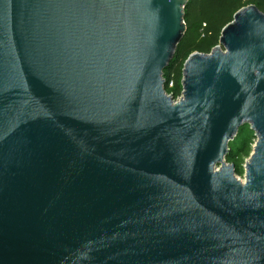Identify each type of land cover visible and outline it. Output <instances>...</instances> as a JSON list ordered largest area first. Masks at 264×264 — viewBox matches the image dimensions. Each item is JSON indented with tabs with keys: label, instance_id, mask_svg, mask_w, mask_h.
Listing matches in <instances>:
<instances>
[{
	"label": "water",
	"instance_id": "1",
	"mask_svg": "<svg viewBox=\"0 0 264 264\" xmlns=\"http://www.w3.org/2000/svg\"><path fill=\"white\" fill-rule=\"evenodd\" d=\"M188 2L0 0V264H264V14L174 101Z\"/></svg>",
	"mask_w": 264,
	"mask_h": 264
},
{
	"label": "trees",
	"instance_id": "2",
	"mask_svg": "<svg viewBox=\"0 0 264 264\" xmlns=\"http://www.w3.org/2000/svg\"><path fill=\"white\" fill-rule=\"evenodd\" d=\"M248 6H255L264 14V2L260 0H189L184 17L185 36L177 48L172 69L164 72L167 82L174 84L171 93L175 98L182 94V70L188 57L195 52L211 53L219 45L223 28L239 10ZM254 138L248 127L242 129L229 145L227 163L242 168L244 157L250 156Z\"/></svg>",
	"mask_w": 264,
	"mask_h": 264
},
{
	"label": "rangeland",
	"instance_id": "3",
	"mask_svg": "<svg viewBox=\"0 0 264 264\" xmlns=\"http://www.w3.org/2000/svg\"><path fill=\"white\" fill-rule=\"evenodd\" d=\"M248 132V131H247ZM244 133H245V131H244ZM254 139H256V138H254ZM253 144H254V141L252 142ZM253 147H251V153L253 152V149H252ZM251 153H250V155H251ZM250 157V156H249ZM249 157H244V159H243V161H242V168H238V167H236L235 168V175H236V177L237 178H239L241 181L242 180H244L245 181V177H244V174H245V165H246V163L248 162V160H249ZM230 164V163H229Z\"/></svg>",
	"mask_w": 264,
	"mask_h": 264
},
{
	"label": "built area",
	"instance_id": "4",
	"mask_svg": "<svg viewBox=\"0 0 264 264\" xmlns=\"http://www.w3.org/2000/svg\"><path fill=\"white\" fill-rule=\"evenodd\" d=\"M173 86H174V84H173L172 81L168 82L167 87H166V93H167V95L171 96V97L173 98L174 101H178V100L180 99L181 96L175 98V97L172 95L171 90H172ZM255 144H256V139H254V144L252 143V147H254ZM252 149H253V148H252ZM237 179L240 180L239 178H237ZM240 181H241V180H240ZM241 182L244 183V180H242Z\"/></svg>",
	"mask_w": 264,
	"mask_h": 264
}]
</instances>
